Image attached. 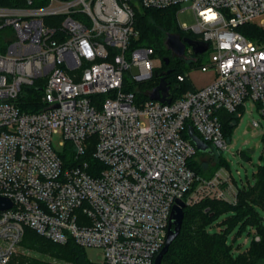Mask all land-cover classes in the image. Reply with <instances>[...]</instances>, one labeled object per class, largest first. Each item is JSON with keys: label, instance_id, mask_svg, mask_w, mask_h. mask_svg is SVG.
<instances>
[{"label": "built area", "instance_id": "obj_1", "mask_svg": "<svg viewBox=\"0 0 264 264\" xmlns=\"http://www.w3.org/2000/svg\"><path fill=\"white\" fill-rule=\"evenodd\" d=\"M36 1L0 7V196L12 203L0 211V264H11L25 228L56 244L98 248L95 264H153L177 200L237 203L228 168L203 178L189 167L197 150L183 133L191 126L220 153L228 144L220 112L239 116L251 101L264 118V40L237 30L264 14V0ZM183 3L196 22L177 28L208 44L209 63L199 69L214 79L174 100L169 93L168 103L138 99L137 85L156 70L150 48L130 46L134 13ZM49 17L62 19L47 24ZM30 90L40 110L22 108ZM90 137L102 165L93 172L82 158Z\"/></svg>", "mask_w": 264, "mask_h": 264}, {"label": "trees", "instance_id": "obj_2", "mask_svg": "<svg viewBox=\"0 0 264 264\" xmlns=\"http://www.w3.org/2000/svg\"><path fill=\"white\" fill-rule=\"evenodd\" d=\"M45 2L46 0H37L35 6L43 5ZM23 6H25V0H0V7L21 8ZM176 9L177 7L137 9L134 13L133 27L138 35L136 39L130 41L131 47L150 48L153 53H157L161 57L162 66L157 72L170 71L164 79L169 86L171 100L181 97L179 92L186 87L184 85L186 80L182 82L176 81V75L183 74L179 66L185 59L171 55V52L165 48L164 41L169 33L191 38L177 28L175 23ZM61 19L60 17H49L45 18L44 21L47 24H56ZM243 28H246L244 32H242ZM237 30L251 39L264 40V30H258L251 24L240 26ZM164 57L168 58L167 64L162 61ZM198 61L199 58L197 61L186 60L189 67L195 66L194 63ZM158 83L159 77L155 76L150 78L148 82L139 83L137 85L139 91L137 98L143 101L148 100L147 91L154 88ZM22 108L25 111L40 110L42 105H40L39 92L30 90ZM237 116L236 113L220 112L225 139H227V133L236 124ZM183 137L188 138L185 132ZM87 143L88 148L82 158L88 163L89 170H92V172L93 170H100L102 165L92 157L94 137H90ZM198 152L188 162L189 167L197 176L209 178L219 167L228 168L226 162L214 153L215 157L218 158V163L214 167L204 170L197 162L196 155ZM214 155L209 156L210 159ZM60 156L65 163L68 162L70 157L65 154ZM254 179L253 185H246L242 182L241 187L233 180L238 189L237 203L235 205L203 199L194 205L185 207L179 235L171 243L161 264H264V226L262 225V218L257 211L258 208L264 211V164L258 167ZM226 213L231 216L227 220L222 221L224 229L218 233H210L208 226ZM235 224H240V228H243L246 224L251 225L256 230L254 235L259 237L258 241L252 239L249 248L237 256L232 255L227 244L228 233ZM20 245L33 253L63 259L72 264H91L86 258L84 249L73 241L70 240L64 245L56 244L38 236L29 228L24 229ZM14 260H16V257L11 259V264ZM31 264L41 263L32 261Z\"/></svg>", "mask_w": 264, "mask_h": 264}, {"label": "rangeland", "instance_id": "obj_3", "mask_svg": "<svg viewBox=\"0 0 264 264\" xmlns=\"http://www.w3.org/2000/svg\"><path fill=\"white\" fill-rule=\"evenodd\" d=\"M195 15L189 5L186 3L181 4L180 9H176L175 23L180 26L185 25L191 27L195 24ZM250 24L258 30H264V14L253 17L250 20ZM246 28L242 29L244 32ZM191 38H198L197 35L190 32H185ZM191 48L186 47L185 56L190 55ZM210 50H206L204 53L199 54L198 62H195V66L189 67L186 60L180 63L181 72L186 75V86L184 90L180 91V95L183 96L193 89L203 87L214 79L212 71L201 72L199 69L200 64L209 63ZM152 64L154 69L158 71L161 69V57L157 53L152 55ZM182 64V65H181ZM133 72L136 73V69L133 68ZM149 80H147L148 82ZM146 82V81H143ZM177 97V96H175ZM240 115L236 118V124L231 128V131L227 133V150L215 153L219 155L228 166L231 176L236 181L237 185L241 187V180L247 185L254 184V175L257 172L259 166L264 164V118L259 114L255 108V104L251 101L245 102V108L240 109ZM258 121L261 123V127L254 128L252 121ZM52 143L57 151H61L62 147L59 145L61 141L60 133L52 135ZM208 158L206 155H201L199 152L196 155L197 162L203 167L204 170L214 167L218 163L217 157ZM239 172V174H238ZM258 214L262 218V225L264 226V211L260 208L257 209ZM231 215L229 213L223 214L218 217L213 223L208 226L210 233H218L224 229L222 225L223 220H227ZM240 224H235L231 227L228 236L227 244L230 247L233 256L247 250L252 242L253 235L256 233L254 227L246 224L243 228H240ZM87 260L91 264L98 263L100 260L101 250L98 248L85 247L83 248ZM16 260L12 264H31L32 261L40 262L41 264H69L68 261L63 259H57L48 255H41L39 253H33L19 244L17 253L14 254Z\"/></svg>", "mask_w": 264, "mask_h": 264}, {"label": "water", "instance_id": "obj_4", "mask_svg": "<svg viewBox=\"0 0 264 264\" xmlns=\"http://www.w3.org/2000/svg\"><path fill=\"white\" fill-rule=\"evenodd\" d=\"M164 46L167 50L171 52V55L180 58L185 57V49L187 46L191 48L192 53L194 55L202 54L208 48V44L206 42L198 41L188 37H180L179 35L173 33L167 34L164 41ZM196 60L197 59L194 58V61ZM162 61L167 64L168 58L164 57ZM169 73V70L162 71L160 73H158L157 71L154 72V76L159 77V83L154 88L147 91V97L149 100H156L161 103L170 102V98L168 97L169 86L167 85L164 79L165 76ZM186 133L190 141L194 144L197 151L202 154H207L210 157L214 155V152L208 147V145L205 144L199 137L194 134V130L191 126H188ZM11 206L12 203L8 198L0 196V211L9 209ZM185 207V203L181 200H177L176 204L173 205L169 217L164 244L158 254L155 256L153 264H161L162 259L167 253L171 243L179 235L184 217Z\"/></svg>", "mask_w": 264, "mask_h": 264}]
</instances>
